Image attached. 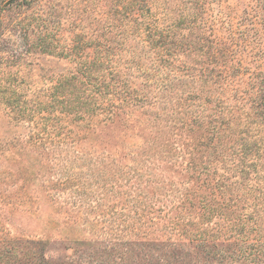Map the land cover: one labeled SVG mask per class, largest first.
Listing matches in <instances>:
<instances>
[{
	"label": "trees",
	"instance_id": "16d2710c",
	"mask_svg": "<svg viewBox=\"0 0 264 264\" xmlns=\"http://www.w3.org/2000/svg\"><path fill=\"white\" fill-rule=\"evenodd\" d=\"M213 1L0 0L1 52L22 67L45 56L68 64L42 67L39 89L0 70V101L29 127L24 147L89 145L103 166L132 162L127 184L113 171L102 183L109 193L120 181L135 237L83 262L38 264H264V71L247 75L233 58L235 31L211 25Z\"/></svg>",
	"mask_w": 264,
	"mask_h": 264
},
{
	"label": "rangeland",
	"instance_id": "374dc122",
	"mask_svg": "<svg viewBox=\"0 0 264 264\" xmlns=\"http://www.w3.org/2000/svg\"><path fill=\"white\" fill-rule=\"evenodd\" d=\"M263 1L216 0L207 12L214 28L223 22L220 28L235 31L233 58L247 67V75L264 71ZM8 29L3 37L19 38L15 32L8 34ZM0 55L7 58L1 59L0 70L16 71L32 89L43 84L42 67L58 73L68 66L64 59L45 56L22 67V57H8V48L0 50ZM17 89L22 91V83ZM28 134V125L0 101V264H38V255L54 263L72 258L83 262L95 250H119L117 239L123 235L135 237V212H128L126 200H119L117 193L120 181L127 184L123 175L132 164L127 156L120 158V165L106 167L102 155L89 145L79 153L41 155L24 147ZM135 139L142 143L140 137ZM112 171L120 181H108L115 186L107 193L111 188L102 182ZM170 176L178 180L175 173ZM168 196L161 198L166 207L170 206ZM148 216L139 226L142 236L148 231Z\"/></svg>",
	"mask_w": 264,
	"mask_h": 264
}]
</instances>
